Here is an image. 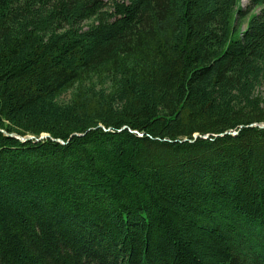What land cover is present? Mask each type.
<instances>
[{
  "label": "trees",
  "instance_id": "trees-1",
  "mask_svg": "<svg viewBox=\"0 0 264 264\" xmlns=\"http://www.w3.org/2000/svg\"><path fill=\"white\" fill-rule=\"evenodd\" d=\"M263 86L264 0H0V264H264Z\"/></svg>",
  "mask_w": 264,
  "mask_h": 264
},
{
  "label": "rangeland",
  "instance_id": "rangeland-1",
  "mask_svg": "<svg viewBox=\"0 0 264 264\" xmlns=\"http://www.w3.org/2000/svg\"><path fill=\"white\" fill-rule=\"evenodd\" d=\"M241 4L243 6H246L248 4V0H241ZM71 92L72 90H68L65 93H63L60 97L61 101H68L71 98ZM261 92L264 95V86L261 88Z\"/></svg>",
  "mask_w": 264,
  "mask_h": 264
},
{
  "label": "water",
  "instance_id": "water-1",
  "mask_svg": "<svg viewBox=\"0 0 264 264\" xmlns=\"http://www.w3.org/2000/svg\"><path fill=\"white\" fill-rule=\"evenodd\" d=\"M261 126L264 127V124H262ZM13 136H16V135H13ZM46 135H42V138L45 137ZM17 138L21 139L22 141H26V140H29V139H32L34 138L33 136H27V137H19L17 136Z\"/></svg>",
  "mask_w": 264,
  "mask_h": 264
}]
</instances>
